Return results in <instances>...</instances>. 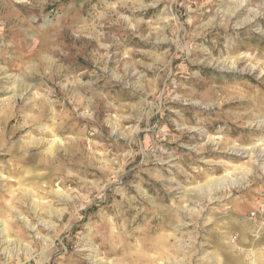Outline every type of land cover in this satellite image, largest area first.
<instances>
[{
  "label": "rangeland",
  "instance_id": "rangeland-1",
  "mask_svg": "<svg viewBox=\"0 0 264 264\" xmlns=\"http://www.w3.org/2000/svg\"><path fill=\"white\" fill-rule=\"evenodd\" d=\"M0 264H264V0H0Z\"/></svg>",
  "mask_w": 264,
  "mask_h": 264
}]
</instances>
